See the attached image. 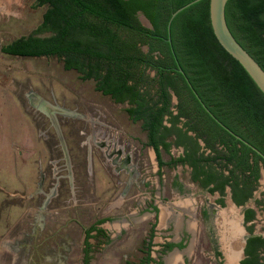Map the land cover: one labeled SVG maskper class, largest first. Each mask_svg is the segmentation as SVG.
Instances as JSON below:
<instances>
[{
  "label": "rangeland",
  "instance_id": "rangeland-1",
  "mask_svg": "<svg viewBox=\"0 0 264 264\" xmlns=\"http://www.w3.org/2000/svg\"><path fill=\"white\" fill-rule=\"evenodd\" d=\"M47 8L37 0H0V47L49 36L38 31ZM137 71L140 91L149 102L158 98L155 70L142 65ZM96 83L64 68L55 55L0 52V264H21L19 258L24 264H81L87 242L90 264H127L151 244L157 252L163 242L179 241L186 228L189 254L198 256L189 264H221L210 255L215 245H225L223 216L237 224L239 242L247 233L229 189L220 207L219 194L193 185L189 171L172 162L179 154L175 145L160 149L159 162L143 122L127 112L130 103L104 95ZM252 191L249 227L262 235L264 178ZM163 209L168 217L161 222ZM90 227L104 233L88 240ZM180 254L175 249L167 257Z\"/></svg>",
  "mask_w": 264,
  "mask_h": 264
},
{
  "label": "trees",
  "instance_id": "trees-1",
  "mask_svg": "<svg viewBox=\"0 0 264 264\" xmlns=\"http://www.w3.org/2000/svg\"><path fill=\"white\" fill-rule=\"evenodd\" d=\"M37 1L48 5L38 31H48L50 35L21 37L13 42L15 49H11L12 45L5 49L25 56L55 55L63 59L64 68L84 73L85 79H95L96 89L104 95L116 102L130 103V116L151 119L149 142L159 159V146L169 150L171 145L164 144L165 136H157L163 115L169 112V86L180 95L188 92L199 114L208 117L218 133L234 139L212 119L198 98L217 119L264 153V94L214 36L209 0H199L179 12L169 34L166 25L171 12L192 0ZM138 12L151 27L139 21ZM225 18L236 40L264 69V0H228ZM140 45H147L148 50L142 52ZM142 65L156 70L158 98L150 102L140 91L143 75L137 70ZM177 67L182 68L198 97ZM243 148L261 158L242 143ZM232 157L225 154L219 158L229 163ZM172 162L177 163V159ZM249 167V192L235 199L238 204L251 195L258 176L257 170ZM212 180L209 176L206 183ZM247 211V218H253L254 210Z\"/></svg>",
  "mask_w": 264,
  "mask_h": 264
},
{
  "label": "flooded vegetation",
  "instance_id": "flooded-vegetation-1",
  "mask_svg": "<svg viewBox=\"0 0 264 264\" xmlns=\"http://www.w3.org/2000/svg\"><path fill=\"white\" fill-rule=\"evenodd\" d=\"M16 40L17 39H14L2 45L0 47V52L5 53L7 55L25 56L13 54L5 49L11 45V49H15L13 42ZM146 47L148 50L147 45ZM171 68L174 69V67ZM152 69L155 70V68ZM183 76L185 78V73ZM175 79L177 81H180L179 78ZM190 89L193 95L196 96L197 92L195 91V89L192 88V86H190ZM167 92L169 96L167 99V106L169 112L163 115V118L161 120V126L159 127L157 132L158 138L160 136H165L163 140L164 144L170 143L171 145H175L179 148L178 157L175 158L177 159V163H173H175V165L180 166L183 170L189 171V181L193 185H199L200 187L207 189L211 193L213 192L219 194L218 202L220 207L221 205L225 204L224 196L226 195V190L229 189L231 203H233L237 207H241V220L243 226H246L247 231L244 236V246L242 252L243 256L239 260V264H264V256L261 255L262 251L264 250V234L261 235V233H255L249 227L250 223L254 220L255 211L253 218H247V210L252 209L247 205V202L249 201L253 191H251V195L247 197L242 203L238 204L235 200L242 198L244 194H248L249 192L248 185L250 180V165L252 169L257 170L258 174L256 180L253 181V189L256 188L260 178H264V153H262V151L257 149L251 143H249V141L244 136L231 130L228 126H226L224 123H222L219 119L215 117L219 122H221L234 133L232 134L228 131L229 134L234 137V139L231 140L230 138H227V136L223 132L218 133V131L215 130L216 126L210 121V119L206 116H201L199 114V109L188 92L184 93L183 95H180L178 90L176 88H172L171 86L167 87ZM172 96L175 97V103H173L172 101ZM196 97H198V95ZM198 101L206 110L207 107L205 106V104L201 100ZM207 113L210 116L212 114L209 109ZM212 119L216 123H218L213 117ZM135 120H141L143 124L147 125V127L145 128L147 133V142L154 149L155 152L153 144H150L149 142L151 135L149 130L151 119L147 116V119L140 118ZM178 123H180V125H178ZM235 135L239 136V138L235 137ZM242 143L250 147L253 151L260 155L261 158H256V156L252 152L247 151V149H242ZM164 147L165 146L160 145L159 149H164L167 152L170 151V149L167 150ZM252 147H254L255 149H253ZM225 154L233 156L232 160L229 163H226L224 160L219 158L220 156H224ZM157 159L159 158L157 157ZM159 162H161L160 159ZM160 165L162 166L163 163H160ZM209 176H211L213 180L210 183H206V180ZM43 180L40 181V185L43 184ZM178 184L180 187H184V183L182 186L180 181H178ZM211 188H214V190L211 191ZM47 194L48 193H45L44 197H47V199L50 200V196H46ZM51 194L52 191L50 192V195ZM47 199L44 201V203H41V208L38 211H41L42 209H44V207L46 208L47 203H49V200ZM155 209L156 207H154V210ZM211 210L214 214L215 210ZM206 212V210L204 212H201L202 217L204 214H206ZM39 219H41V215H39V218H35V220ZM101 223L103 222H100V224ZM225 230L226 233H230L229 230L226 229V226ZM92 233H94V235H92ZM103 233L104 232L100 227H94L91 230L89 229L88 240L90 237H96V235L101 236ZM190 234H192L191 228L184 229V232L182 233V235H180L179 241H165L160 245V249L157 252L153 251V244H151L146 249V251H144V255L142 257H140L137 261L134 262L128 261L127 264H168L169 258L167 257V255L175 249L180 251L181 253L180 255H178V259L175 264H189V260L192 256V261H195L198 257L196 254H189L190 249H188L189 247L187 239L189 238L188 235ZM235 235L238 237L237 232L235 233ZM226 241L228 240L224 238V243ZM85 246V258L81 261V264H90V257L88 256L91 252L90 249L92 248V245L87 242ZM223 247L221 249V247H216L215 245L214 248H212L211 250L212 254L210 255V257L214 260L219 259L221 264H226V245H224ZM50 251L52 252L56 250H54L53 247H50ZM154 252L157 254L153 255ZM239 252L240 250L238 245V253L236 255L234 264H236V259L239 256ZM19 259L18 262L21 264H24L26 262V260L19 261ZM52 260L57 261L55 259Z\"/></svg>",
  "mask_w": 264,
  "mask_h": 264
},
{
  "label": "water",
  "instance_id": "water-1",
  "mask_svg": "<svg viewBox=\"0 0 264 264\" xmlns=\"http://www.w3.org/2000/svg\"><path fill=\"white\" fill-rule=\"evenodd\" d=\"M199 0H192L189 3L177 8L176 10L172 11L168 21H167V31L168 34L170 32V26L173 18L182 10L187 8L188 6L192 5L193 3ZM228 0H209V19L212 31L214 36L216 37L217 41L221 45V47L236 61L240 63V65L244 68L256 86L260 89V91L264 94V69L259 65V63L249 54V52L236 40V38L231 33L225 18V7ZM138 16L144 18L149 27L151 24L149 20L141 13L138 12ZM170 42V37L167 38ZM181 74L184 75L182 68H177ZM185 80L188 82V78L185 76ZM189 86L190 83L188 82ZM197 96V95H196ZM200 100V98H198ZM206 111L208 109L206 108ZM211 116L227 131L234 134L231 130H229L225 125L219 122L215 116L211 114ZM235 137L239 138V136ZM62 141V139H61ZM255 149L254 147H252Z\"/></svg>",
  "mask_w": 264,
  "mask_h": 264
},
{
  "label": "bare ground",
  "instance_id": "bare-ground-1",
  "mask_svg": "<svg viewBox=\"0 0 264 264\" xmlns=\"http://www.w3.org/2000/svg\"><path fill=\"white\" fill-rule=\"evenodd\" d=\"M226 215L223 216V219L227 222L225 224V226L230 232L226 235L228 241L225 242V245H226L225 253H226V257H227L226 264H234L236 255L238 253V241H237V236L235 235V233L237 232L236 231L237 229H236L235 222H234V224H232V222H231L232 219H230L231 217L228 216V218H226ZM165 217H168V216H167L165 210L163 209V212L161 214V222H164ZM233 220H234V218H233ZM191 227H193V226H191ZM177 259H178V256L172 255L168 259V264H175Z\"/></svg>",
  "mask_w": 264,
  "mask_h": 264
},
{
  "label": "crops",
  "instance_id": "crops-1",
  "mask_svg": "<svg viewBox=\"0 0 264 264\" xmlns=\"http://www.w3.org/2000/svg\"><path fill=\"white\" fill-rule=\"evenodd\" d=\"M237 241H238V245H239V250H240V252H239V256L237 257V259H236V264H239V260L242 258V256H243V254H242V252H243V246H244V241L243 242H239V240H238V237H237Z\"/></svg>",
  "mask_w": 264,
  "mask_h": 264
}]
</instances>
